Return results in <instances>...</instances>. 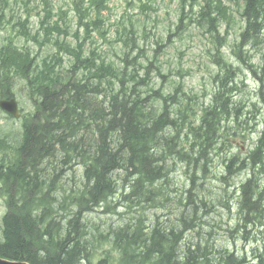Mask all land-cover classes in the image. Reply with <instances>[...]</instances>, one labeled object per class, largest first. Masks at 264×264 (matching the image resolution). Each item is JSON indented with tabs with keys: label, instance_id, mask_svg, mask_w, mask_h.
<instances>
[{
	"label": "trees",
	"instance_id": "trees-1",
	"mask_svg": "<svg viewBox=\"0 0 264 264\" xmlns=\"http://www.w3.org/2000/svg\"><path fill=\"white\" fill-rule=\"evenodd\" d=\"M240 1L238 13L246 26L234 53L262 88L259 67L244 47L253 40L264 48L259 39L264 0ZM178 2L181 25L187 9L192 12L200 4L197 15L214 38L213 57L221 71L212 78L216 88L209 103L189 120L188 105H196L197 97L185 99L180 83L168 91L146 88L151 68L139 76L127 51L120 56L123 65L104 60L87 42L98 29L95 22L90 29L86 24L82 34L45 25L47 33L39 43L54 51L41 62L30 49L10 41L0 46V98H12L13 82L22 79L34 107L23 122L14 159L0 157V196L6 206L0 257L30 264H248L210 243L213 237L205 234L210 224L202 219L211 203L205 200L204 184L213 156L222 158L228 176L252 168L239 187L233 185L238 228L255 225L264 216V185L256 178L264 173V130L247 155L229 151L234 138H243L250 129L242 117L252 114L243 113L248 99H236L241 89L237 70L221 52L225 38L220 29L231 22L232 9L223 0ZM21 29V36H27L23 25ZM130 31L134 33L133 25ZM30 39L35 41L36 35ZM130 65L136 66L133 73ZM9 147L0 136V151ZM177 162L185 166L184 190L177 185ZM220 180L231 186L227 176ZM119 195L124 203L115 211L109 204ZM226 206L230 211L228 201ZM100 208L125 213L127 220L118 215L116 223L100 216L97 221L93 215ZM99 251L103 255L95 261Z\"/></svg>",
	"mask_w": 264,
	"mask_h": 264
},
{
	"label": "rangeland",
	"instance_id": "rangeland-1",
	"mask_svg": "<svg viewBox=\"0 0 264 264\" xmlns=\"http://www.w3.org/2000/svg\"><path fill=\"white\" fill-rule=\"evenodd\" d=\"M223 1L231 7L232 10H229L228 14L231 13L232 19L228 25L223 23L220 29L225 38L221 52L237 70L236 83L241 89L237 92L236 99H248V107L243 113L248 110L252 113L242 117L251 128L246 133L245 141L235 137L238 143L232 142L229 149L232 154L243 156L254 147V143L264 130V95L260 93V91L264 92V70L262 69L264 68L262 57L264 48L254 46L253 40L244 47L245 52L253 56L252 62L259 67L258 76L263 79L261 88L262 82L245 68L234 53L236 44L240 42V34L246 26L245 20L238 13L241 1ZM4 3H6L5 6ZM4 3L0 2V46L10 41L18 47L30 49L31 53L36 54L37 62H41L40 59L48 52L54 51L52 47L42 46L39 43H42L46 36L45 25L57 20L62 27L65 21L71 32H76L80 28L79 17L74 11V0H49L47 6L42 0H5ZM79 4L86 7L85 12L94 19L98 27L92 32L91 40L87 41L91 48L96 49L97 54L99 53L104 60H113L116 64L123 65L120 56L123 57L122 51H127V57L138 64L136 66L139 76H145L147 66L151 68L148 76L150 80L146 88L151 85L155 89L161 86L168 91L179 83L183 84V91L187 92L185 99L197 97L196 105L186 103L188 108L190 106L192 108V110L188 109L187 120L192 118L193 112L201 113L202 107L209 103L210 96L216 88L212 78L220 73V69L213 57L216 45L214 38L206 32V26L197 15L199 5L194 6L192 12L187 9L188 18L186 20L184 18L185 24L183 20L181 25L178 0H99V2L98 0H80ZM92 10L95 14H90ZM22 25L28 33L26 38L21 36ZM132 25L134 33L130 31ZM78 32L82 34V28ZM259 34V39L264 45V30H260ZM31 35H36L35 41L30 39ZM136 66L130 65L129 72L133 73ZM160 72L165 77L162 78L159 75ZM241 82L245 86H242ZM11 90L20 116L13 118L0 109V136L5 137L10 145L8 149L0 151V157L6 160L14 159L15 149L21 141L23 122L34 109L22 79H16ZM0 100L4 99L0 98ZM251 103L255 106L252 107ZM180 113L183 115L184 109ZM223 154L225 153L219 152V155ZM177 167L178 188L187 189L185 166L177 162ZM208 167L209 176L204 184V195L205 200L211 203L207 204L208 207L202 213L203 221L206 220L210 224V228L207 229L209 233H205L206 237L210 234V237H213L210 243L227 248L241 258L244 257L248 264H264V216L261 222H256L255 225L246 228L237 226L239 217L235 205L238 198L237 194L233 193V185L239 187L240 183L251 175L252 168L248 167L237 175L228 176L224 171L222 158L218 156H213ZM256 168L259 169L258 166ZM222 176L228 177V183L231 186L220 180ZM256 178L261 185H264V173H256ZM73 184L72 182L71 186ZM115 196L111 198L109 205L114 206L116 211L124 200L119 195L114 202L112 200ZM170 197L173 198L174 195L171 193ZM226 201L231 206L230 211L227 209ZM176 202V200L172 201L171 206ZM5 210L4 198L0 196V226ZM112 210L100 208L93 217L97 221V216H100L103 221L116 223L120 215ZM148 214L152 215L153 212ZM121 215L126 214L121 213ZM122 216H120L122 220H127ZM174 216L171 217L172 220L175 219ZM106 249L116 253L110 247ZM101 252L96 254L95 261L98 256L103 255Z\"/></svg>",
	"mask_w": 264,
	"mask_h": 264
},
{
	"label": "water",
	"instance_id": "water-1",
	"mask_svg": "<svg viewBox=\"0 0 264 264\" xmlns=\"http://www.w3.org/2000/svg\"><path fill=\"white\" fill-rule=\"evenodd\" d=\"M0 108L5 112L18 117L17 104L14 99L11 100H0ZM0 264H30L26 261H13L3 257H0Z\"/></svg>",
	"mask_w": 264,
	"mask_h": 264
},
{
	"label": "bare ground",
	"instance_id": "bare-ground-1",
	"mask_svg": "<svg viewBox=\"0 0 264 264\" xmlns=\"http://www.w3.org/2000/svg\"><path fill=\"white\" fill-rule=\"evenodd\" d=\"M246 4V3H245ZM202 12V11H201ZM189 13V12H188ZM26 38V37H25ZM70 39H72V37H70ZM222 61V60H221ZM247 90V89H246ZM263 97V96H262ZM13 98V97H12ZM12 98H10V99H12ZM14 99V98H13ZM15 100V99H14ZM15 102H16V100H15ZM17 103V102H16ZM239 106H240V104H239ZM228 143V142H227ZM251 165V164H250ZM264 193V192H263Z\"/></svg>",
	"mask_w": 264,
	"mask_h": 264
}]
</instances>
